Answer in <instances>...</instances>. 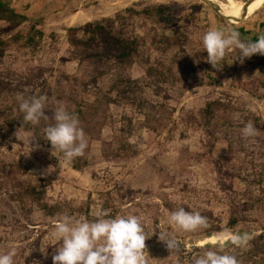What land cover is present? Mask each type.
<instances>
[{"label":"rangeland","instance_id":"rangeland-1","mask_svg":"<svg viewBox=\"0 0 264 264\" xmlns=\"http://www.w3.org/2000/svg\"><path fill=\"white\" fill-rule=\"evenodd\" d=\"M0 6L24 18L16 25L0 11V91L7 89L0 93V104L8 114L13 106L16 117L13 130L4 136L0 130V254L15 247V264H53L56 220L19 187L31 184L45 189L46 203L73 208L69 215L77 219H95L102 206L113 217H142L150 236L145 241L149 264H188L193 255L222 245L240 264H264V251L260 256L250 251L264 247V56L255 54L241 64L234 60L236 49L217 70L202 48V36L212 27H230L242 40L255 41L264 32V7L255 12L260 20L250 31L243 22L226 24L200 0H0ZM157 6L172 7L170 25L154 24L142 14ZM126 9L135 13L128 18ZM118 13L128 19L114 28L142 40L138 63L124 72L99 67L101 76L85 89L72 78L92 69L79 65L66 30ZM141 62L162 63L173 75L150 78ZM118 78L122 81L113 89ZM18 93L48 96V124L55 122L51 117L58 101L70 111L82 99L112 97L91 124L81 122L89 142L85 156L74 159L81 170L72 168L74 160L65 162L62 153L59 165L41 125H23ZM215 100L223 107L208 121L203 111ZM103 121L104 126L90 127ZM248 121L259 135L245 139L241 129ZM124 130L130 132L127 138ZM121 137L133 155L117 154ZM179 207L199 211L210 226L175 233L183 248L177 256L159 234L173 231L168 214ZM232 219L238 220L233 227ZM236 233L251 236L247 249L228 243ZM207 235L218 239L211 244Z\"/></svg>","mask_w":264,"mask_h":264},{"label":"clouds","instance_id":"clouds-1","mask_svg":"<svg viewBox=\"0 0 264 264\" xmlns=\"http://www.w3.org/2000/svg\"><path fill=\"white\" fill-rule=\"evenodd\" d=\"M202 48L206 50V59L212 68L221 70L227 54L236 49L239 52L234 60L239 59L241 64L255 54L264 56V32L258 33L255 41H245L233 28L212 27L202 36ZM16 100L19 111L24 114L23 125L39 126L42 119H49L45 114L49 103L47 95L26 97L18 93ZM57 105L51 117L55 123L42 128L41 134L50 142L52 155L58 158L60 165L58 154H63L65 162H71L85 156L89 142L79 117L69 111L66 102L58 101ZM241 133L245 139L259 135L251 121L244 124ZM30 139H34L33 135ZM53 170L49 168L48 171ZM168 223L173 231L161 232L159 240L177 256L183 248L175 233H194L210 226L206 216L199 211H186L184 207L171 211ZM221 235L217 234L218 237ZM51 237L55 241L53 245H58L52 257L53 264H149L145 241L150 236L145 232L142 217L137 215L112 217L110 210L104 209L95 213V219L88 220L83 216L77 219L65 212L58 214ZM250 240L248 233H236L230 236L228 243L234 248L247 249ZM16 254L15 247H11L7 253L0 254V264H15ZM188 264H240V261L225 252L222 245L219 249L193 255Z\"/></svg>","mask_w":264,"mask_h":264},{"label":"trees","instance_id":"trees-1","mask_svg":"<svg viewBox=\"0 0 264 264\" xmlns=\"http://www.w3.org/2000/svg\"><path fill=\"white\" fill-rule=\"evenodd\" d=\"M1 13L5 14V18L8 21H16V25L24 19L20 14L15 13L11 9H7L0 6ZM198 11V10H196ZM128 14V18L135 12L132 9H126L125 12ZM142 14L146 19H149L154 24H159L165 22L170 25L172 17V7L169 6H157L152 8H144ZM123 16L122 13L115 15L114 19H102L93 23H86L80 27L68 28V44L74 53L75 59L78 61L80 66L87 65L92 70L86 74H81V76L73 77V81L80 80L85 89L87 85L95 84L99 76H101L98 71L99 67H106L108 69H113L115 71L124 72L130 69L133 65L138 63L140 58V48L142 40L130 33H127L122 27L115 29L114 25L120 23L121 19H128ZM121 25V24H119ZM173 36L177 35L176 30L172 31ZM33 41V38L32 40ZM3 42L0 41V56L3 54L2 46ZM142 63V62H141ZM144 67L145 73L148 77L164 80L171 77L172 70L171 67L165 66L162 63H156L154 66L149 65L147 62L141 64ZM88 79L87 81H85ZM122 80L118 78L116 83L112 86L113 89L118 88V83ZM128 85L131 83L127 82ZM7 89H3L0 93H6ZM113 103V99L109 94H103L101 96H96L93 101L80 100L76 104L73 111L78 117L80 122L91 124V122L96 119L104 106H109ZM223 107V104L219 100L210 101L206 103L205 109L203 111L206 120L210 121L214 118V115L219 108ZM8 108L0 104V130L3 133L10 132L14 129L16 123V117L13 115V106L9 108L11 114L7 112ZM147 119V118H146ZM55 123V122H53ZM40 125L42 128L50 125L47 121L41 120ZM96 125L104 126L105 122L96 123L90 127H95ZM125 131V130H124ZM125 136L130 135V132L125 131ZM3 136H0L2 139ZM126 138L120 139V145L117 150V154H134V150L131 144ZM50 144V142H48ZM82 164L77 160H74L72 168L74 170H81ZM21 191L28 195L36 206L45 214V216L57 220L58 214L67 212L68 214L73 211L68 205H62L60 203L48 204L44 201L45 189L35 185H20ZM105 208L102 206V210ZM111 216L113 214L110 212ZM238 222L237 219H232L230 221V226L233 227ZM207 238L210 235L206 236ZM251 253L255 255H261L260 252L264 251V247L260 248L258 245L251 248Z\"/></svg>","mask_w":264,"mask_h":264},{"label":"bare ground","instance_id":"bare-ground-1","mask_svg":"<svg viewBox=\"0 0 264 264\" xmlns=\"http://www.w3.org/2000/svg\"><path fill=\"white\" fill-rule=\"evenodd\" d=\"M225 2L214 1L219 7L221 12L232 19H239L242 16V9L244 4L237 2L236 0H224ZM264 7V0H253L247 8L246 16L249 17L255 12ZM218 239L217 236H210L205 239L209 243H213Z\"/></svg>","mask_w":264,"mask_h":264},{"label":"water","instance_id":"water-1","mask_svg":"<svg viewBox=\"0 0 264 264\" xmlns=\"http://www.w3.org/2000/svg\"><path fill=\"white\" fill-rule=\"evenodd\" d=\"M201 2H203L204 4L208 5L209 8L226 24L229 25H238L242 22H244L248 17L246 16L247 13V8L250 5L251 2H253V0H247L244 3V8L242 9V16L239 19H232L229 18L227 16H225L221 10L220 7L213 1V0H200Z\"/></svg>","mask_w":264,"mask_h":264},{"label":"crops","instance_id":"crops-1","mask_svg":"<svg viewBox=\"0 0 264 264\" xmlns=\"http://www.w3.org/2000/svg\"><path fill=\"white\" fill-rule=\"evenodd\" d=\"M259 17L257 16V13L254 14V16L252 17H248L247 20H245L247 26H245V30L249 29L250 31L253 29V26L255 25V23H257L259 21ZM248 23V24H247ZM251 34V33H250Z\"/></svg>","mask_w":264,"mask_h":264}]
</instances>
